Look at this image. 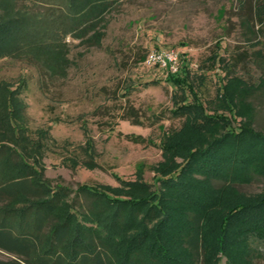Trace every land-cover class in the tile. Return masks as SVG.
Wrapping results in <instances>:
<instances>
[{
    "label": "trees",
    "instance_id": "1",
    "mask_svg": "<svg viewBox=\"0 0 264 264\" xmlns=\"http://www.w3.org/2000/svg\"><path fill=\"white\" fill-rule=\"evenodd\" d=\"M0 0V58H33L50 72L68 65L63 38L97 26L119 0ZM25 3V4H24ZM264 35V0L254 4ZM181 70L169 73L183 86ZM207 113L200 101L182 102L181 130L162 142L154 187L85 185L70 195L53 187L36 162L43 141L31 140L18 95L24 83L0 84V264H229L264 261V186L246 194L238 185L264 178V127L231 75ZM185 91V90H184ZM209 102V103H210ZM212 107V108H211ZM43 134V132H40ZM37 141V142H36ZM180 160L176 161L175 158Z\"/></svg>",
    "mask_w": 264,
    "mask_h": 264
},
{
    "label": "rangeland",
    "instance_id": "2",
    "mask_svg": "<svg viewBox=\"0 0 264 264\" xmlns=\"http://www.w3.org/2000/svg\"><path fill=\"white\" fill-rule=\"evenodd\" d=\"M257 1L119 0L97 26L78 29L80 37L65 35L63 73L30 57H1L0 84L24 83L18 97L26 134L43 141L37 161L29 164L71 196L85 185L120 187L141 180L155 187L162 142L185 123L186 117L174 112L183 98L239 125L241 118L232 112L210 110L230 74L244 80L242 93L255 110L253 125L263 128L264 35L250 39L249 32L260 28L253 14ZM154 49L178 53V78L185 88L174 84L166 69L147 62ZM263 186L258 177L238 188L254 194ZM255 261L264 264L260 257ZM216 264L229 263L221 256Z\"/></svg>",
    "mask_w": 264,
    "mask_h": 264
},
{
    "label": "built area",
    "instance_id": "3",
    "mask_svg": "<svg viewBox=\"0 0 264 264\" xmlns=\"http://www.w3.org/2000/svg\"><path fill=\"white\" fill-rule=\"evenodd\" d=\"M147 62L166 69L168 73H175L179 70V55L174 50H151L147 55Z\"/></svg>",
    "mask_w": 264,
    "mask_h": 264
}]
</instances>
